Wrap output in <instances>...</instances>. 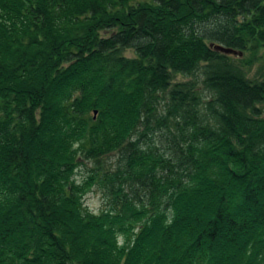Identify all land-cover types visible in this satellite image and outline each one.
<instances>
[{
  "label": "trees",
  "instance_id": "16d2710c",
  "mask_svg": "<svg viewBox=\"0 0 264 264\" xmlns=\"http://www.w3.org/2000/svg\"><path fill=\"white\" fill-rule=\"evenodd\" d=\"M260 49L264 0H0V264H264Z\"/></svg>",
  "mask_w": 264,
  "mask_h": 264
},
{
  "label": "rangeland",
  "instance_id": "374dc122",
  "mask_svg": "<svg viewBox=\"0 0 264 264\" xmlns=\"http://www.w3.org/2000/svg\"><path fill=\"white\" fill-rule=\"evenodd\" d=\"M126 55H131L129 50L126 52ZM240 58L249 60L253 59L251 57L250 52H246L240 56ZM261 72H264V50L260 49L259 52L254 57L252 63L249 65L248 69V75L252 78H258L261 74ZM178 79H184L183 76H179ZM115 161V156L112 155L109 157V161H107L108 165H111L110 163H113ZM94 163H88V167L93 166ZM87 169L84 167H81L77 174L76 178L81 180L84 176L87 175ZM106 200H104V195L102 193V189L95 186L93 187L83 198L84 206L93 213H98L103 207Z\"/></svg>",
  "mask_w": 264,
  "mask_h": 264
},
{
  "label": "water",
  "instance_id": "95a60500",
  "mask_svg": "<svg viewBox=\"0 0 264 264\" xmlns=\"http://www.w3.org/2000/svg\"><path fill=\"white\" fill-rule=\"evenodd\" d=\"M216 48H217L218 50H221V51L225 52V53H233V54H237V52L234 51V50H232V49H227V48H223V47H220V46H217Z\"/></svg>",
  "mask_w": 264,
  "mask_h": 264
}]
</instances>
